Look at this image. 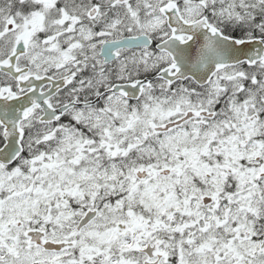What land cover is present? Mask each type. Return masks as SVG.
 <instances>
[{
    "label": "snow or ice",
    "instance_id": "6c2138e0",
    "mask_svg": "<svg viewBox=\"0 0 264 264\" xmlns=\"http://www.w3.org/2000/svg\"><path fill=\"white\" fill-rule=\"evenodd\" d=\"M0 264H264V0H0Z\"/></svg>",
    "mask_w": 264,
    "mask_h": 264
}]
</instances>
